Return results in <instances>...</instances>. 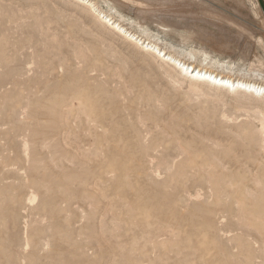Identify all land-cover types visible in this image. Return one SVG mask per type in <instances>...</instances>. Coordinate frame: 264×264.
Instances as JSON below:
<instances>
[{
  "label": "rangeland",
  "instance_id": "1",
  "mask_svg": "<svg viewBox=\"0 0 264 264\" xmlns=\"http://www.w3.org/2000/svg\"><path fill=\"white\" fill-rule=\"evenodd\" d=\"M89 1L0 0V264H264V96L103 17L264 83L258 0Z\"/></svg>",
  "mask_w": 264,
  "mask_h": 264
},
{
  "label": "bare ground",
  "instance_id": "2",
  "mask_svg": "<svg viewBox=\"0 0 264 264\" xmlns=\"http://www.w3.org/2000/svg\"><path fill=\"white\" fill-rule=\"evenodd\" d=\"M82 1L87 2L93 8V10L96 9L99 12V15L102 16L103 12L96 8L94 2H91L89 0H81V2ZM103 17L106 19L107 24L112 25L114 28L120 30V32H123V34L125 33L127 35L126 36L124 34L126 37L129 36V37L135 39L137 41V43L142 42V44H144L143 48L146 52H151V53L157 55L158 57L162 58L164 61L172 63L175 67H178L181 70L180 72H183L182 74L185 73L192 80L195 78L194 80L197 79L199 81L202 80L203 82L204 81L209 82L207 84H210L212 82L215 85H219V86H222L224 88H228V89H232V90H240V91L245 90L248 92H253L255 94H259V95L264 96V83L252 81L249 79L233 78L232 76L222 75V74L217 73L214 70L207 69L205 67L196 66L194 64L188 63V62L184 61L183 59H181L180 57L178 58L177 56H175L171 53L165 52V50L160 48L155 43H152L150 41L146 43V41H143V38L140 37L139 35L132 33V32H129L119 21L115 20L114 17H111L109 15H105ZM199 81H197V82H199ZM208 212H210V211H208Z\"/></svg>",
  "mask_w": 264,
  "mask_h": 264
},
{
  "label": "water",
  "instance_id": "3",
  "mask_svg": "<svg viewBox=\"0 0 264 264\" xmlns=\"http://www.w3.org/2000/svg\"><path fill=\"white\" fill-rule=\"evenodd\" d=\"M259 4H260V7L264 13V0H258Z\"/></svg>",
  "mask_w": 264,
  "mask_h": 264
}]
</instances>
